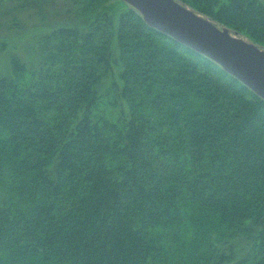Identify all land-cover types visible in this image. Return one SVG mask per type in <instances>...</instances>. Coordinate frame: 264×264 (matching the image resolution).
I'll list each match as a JSON object with an SVG mask.
<instances>
[{
	"label": "trees",
	"instance_id": "16d2710c",
	"mask_svg": "<svg viewBox=\"0 0 264 264\" xmlns=\"http://www.w3.org/2000/svg\"><path fill=\"white\" fill-rule=\"evenodd\" d=\"M98 1L41 39L36 75H0V264H264V99ZM178 1L264 48V1ZM113 42L115 120L95 112Z\"/></svg>",
	"mask_w": 264,
	"mask_h": 264
},
{
	"label": "rangeland",
	"instance_id": "374dc122",
	"mask_svg": "<svg viewBox=\"0 0 264 264\" xmlns=\"http://www.w3.org/2000/svg\"><path fill=\"white\" fill-rule=\"evenodd\" d=\"M89 1L0 0V75L14 74V56L27 64L29 70L26 79L36 75L40 63L41 39L62 25L87 29L91 16L93 18V14L89 15V11L84 9ZM104 1L115 20L128 8L123 0ZM111 62V71L96 85L99 102L95 112L115 120L123 111L128 110L127 103L119 95L121 60L116 42L112 44ZM3 197L0 190V203ZM249 248L244 240L235 241L234 249L238 255H244Z\"/></svg>",
	"mask_w": 264,
	"mask_h": 264
},
{
	"label": "water",
	"instance_id": "95a60500",
	"mask_svg": "<svg viewBox=\"0 0 264 264\" xmlns=\"http://www.w3.org/2000/svg\"><path fill=\"white\" fill-rule=\"evenodd\" d=\"M153 29L219 64L264 99V48L178 0H123Z\"/></svg>",
	"mask_w": 264,
	"mask_h": 264
}]
</instances>
